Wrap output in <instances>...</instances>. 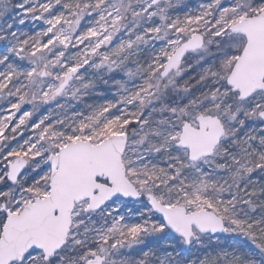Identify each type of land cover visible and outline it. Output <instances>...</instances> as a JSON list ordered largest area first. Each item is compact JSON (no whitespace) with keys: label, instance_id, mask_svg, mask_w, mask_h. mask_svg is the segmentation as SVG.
Wrapping results in <instances>:
<instances>
[{"label":"snow or ice","instance_id":"obj_1","mask_svg":"<svg viewBox=\"0 0 264 264\" xmlns=\"http://www.w3.org/2000/svg\"><path fill=\"white\" fill-rule=\"evenodd\" d=\"M0 264H264V0H0Z\"/></svg>","mask_w":264,"mask_h":264}]
</instances>
